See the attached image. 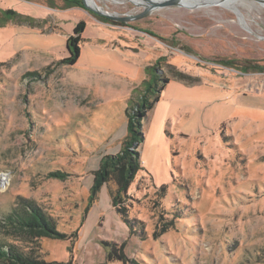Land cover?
<instances>
[{"label": "rangeland", "instance_id": "rangeland-1", "mask_svg": "<svg viewBox=\"0 0 264 264\" xmlns=\"http://www.w3.org/2000/svg\"><path fill=\"white\" fill-rule=\"evenodd\" d=\"M95 1L114 16L144 6ZM7 9L18 15L0 25V221L24 197L59 231L82 226L73 244L40 238L32 246L0 227L2 248L33 247L70 264H264V2L237 0L240 15L206 4L125 21L61 0H0V14ZM80 20L76 63L58 62ZM153 65L169 80L142 123L143 177L123 202L143 222L131 235L111 205L113 183L91 205L88 194L100 158L120 149L128 100ZM55 170L65 178L51 177ZM145 172L166 185L160 202L146 195ZM104 242L125 258L108 260Z\"/></svg>", "mask_w": 264, "mask_h": 264}, {"label": "trees", "instance_id": "trees-1", "mask_svg": "<svg viewBox=\"0 0 264 264\" xmlns=\"http://www.w3.org/2000/svg\"><path fill=\"white\" fill-rule=\"evenodd\" d=\"M51 2L52 0H47ZM64 3L65 8L82 7L81 0H61ZM18 14L13 10L7 9L4 14H0V25L5 24L9 19L16 17ZM85 28L84 21L80 20L73 28L72 35L66 39V48L69 55L60 60L66 65H73L76 63L80 46L79 42L82 39L81 33ZM158 64L159 61H155ZM260 66L253 65V70H259ZM243 69V68H242ZM149 76L140 83V88H135L134 92L137 94V99L132 103V99L128 100V106L126 108V135L123 137L120 143V149L114 154L103 155L98 163L97 169L92 171V180L89 187L88 204L91 205L97 198V194L100 188L104 184L113 183L115 190L109 189V196L112 207L120 214L123 221L128 227V232L134 235L137 231L139 224L143 223L141 220L131 218L128 216L123 202L128 197V188L132 182L138 180V176H142V163L140 160L139 147L143 140V119L147 112L152 110L156 101L161 96V91L168 82L169 77L164 76L159 69L154 65L147 66ZM31 74H34L31 73ZM173 77L188 82V76L184 73L171 70ZM149 175L147 172H145ZM51 177H55L63 180L66 174L60 170L50 172ZM143 177V176H142ZM146 186L148 190L146 195H149L150 200L160 202L164 198L166 193V185L161 184L156 186L152 181ZM139 186L136 185V189ZM88 208L85 209V212ZM162 216V212H159V217ZM177 216H171L169 222H161L157 224L153 235L162 233L168 228L173 226V219ZM1 220V219H0ZM80 226L70 234L59 231L56 228L55 221L46 212L39 207L32 200L24 197H19L15 204V208L8 213L2 221H0V227L2 231L9 235L12 239L24 241L26 243L33 244L40 238H50L56 240L69 239L73 244L78 237V231ZM141 231V228L140 230ZM109 247L107 258L108 260L121 259L124 254H117L115 243L104 242ZM34 248L32 247L29 253H22L18 251L14 246L2 248L0 245V262L2 264H70L58 261H46L34 254ZM121 252L123 253L122 246Z\"/></svg>", "mask_w": 264, "mask_h": 264}, {"label": "water", "instance_id": "water-1", "mask_svg": "<svg viewBox=\"0 0 264 264\" xmlns=\"http://www.w3.org/2000/svg\"><path fill=\"white\" fill-rule=\"evenodd\" d=\"M81 1H82L83 6L86 9L90 10L91 12H93V13H95L97 15H103V16H106L108 18H114V19L116 18V19H119V20H122V21L129 20V19H132V18H135V17L139 18V17L146 16L150 12H152V11H154L156 9H161V8H166V7H175V6L176 7L177 6L185 7L182 4L183 0H161V1H158V2L152 1V0H147L149 3L147 5H145V6H142L143 7V11L140 14L131 17V16H128V15H126V16H114V15H111L109 13L102 12L101 10L92 8L91 6L86 4L85 0H81ZM260 1H262V0H260ZM207 4H209V5H213L214 4V5L222 6L221 3H217V2H208ZM196 7H198V5H195L192 8H196Z\"/></svg>", "mask_w": 264, "mask_h": 264}, {"label": "bare ground", "instance_id": "bare-ground-1", "mask_svg": "<svg viewBox=\"0 0 264 264\" xmlns=\"http://www.w3.org/2000/svg\"><path fill=\"white\" fill-rule=\"evenodd\" d=\"M110 1V0H109ZM113 2H115V0H112ZM140 2H142V4L147 5L149 2L147 0H139ZM152 1H161V0H152ZM260 1V0H259ZM264 0H262L263 2ZM86 4L91 6L94 9H98L101 10L102 12L105 13H109L111 15H114V13L111 12H107L105 11L102 7H100L95 0H85ZM208 2H217V3H221L222 7H225L227 9H229L230 11L234 12L235 14H239V10L237 9V0H183L182 4L183 6H185V8H192L195 5L198 6H202V5H206ZM258 6V5H257ZM159 10V9H156ZM154 10V11H156ZM236 14V15H237ZM242 14V13H241ZM240 15V14H239ZM238 15V16H239ZM242 23V22H241ZM243 24V23H242Z\"/></svg>", "mask_w": 264, "mask_h": 264}]
</instances>
